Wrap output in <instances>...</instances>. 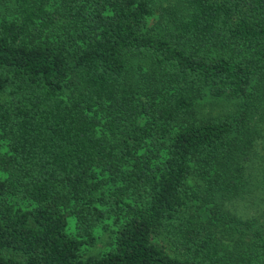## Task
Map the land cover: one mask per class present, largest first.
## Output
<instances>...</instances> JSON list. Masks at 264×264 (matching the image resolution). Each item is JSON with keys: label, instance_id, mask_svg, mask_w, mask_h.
I'll use <instances>...</instances> for the list:
<instances>
[{"label": "trees", "instance_id": "trees-1", "mask_svg": "<svg viewBox=\"0 0 264 264\" xmlns=\"http://www.w3.org/2000/svg\"><path fill=\"white\" fill-rule=\"evenodd\" d=\"M263 118L264 0H0V264H264Z\"/></svg>", "mask_w": 264, "mask_h": 264}, {"label": "rangeland", "instance_id": "rangeland-1", "mask_svg": "<svg viewBox=\"0 0 264 264\" xmlns=\"http://www.w3.org/2000/svg\"><path fill=\"white\" fill-rule=\"evenodd\" d=\"M150 24L152 25V20L149 21ZM200 105L205 112L211 114H228L234 110V101L225 97L218 100L207 99ZM258 130H261V135L264 136V118ZM256 150L259 158L254 161L253 170L250 175H247L248 178L243 188V193L233 201V206L242 217H250L254 218V221L259 222L262 220L264 222V138L258 141ZM6 151L5 145H2L0 154H4ZM6 177L7 174L0 171V179H5ZM115 230L116 226L112 218L105 220L102 225L94 230V242L91 245L82 247L81 256L86 258L109 251L113 245ZM67 232L71 235L76 234L75 219L73 217H68L67 219Z\"/></svg>", "mask_w": 264, "mask_h": 264}]
</instances>
